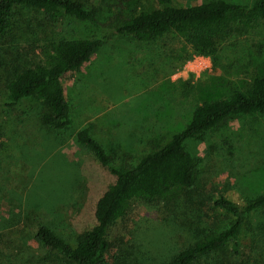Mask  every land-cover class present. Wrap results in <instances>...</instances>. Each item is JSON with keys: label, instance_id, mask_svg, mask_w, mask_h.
Segmentation results:
<instances>
[{"label": "rangeland", "instance_id": "1", "mask_svg": "<svg viewBox=\"0 0 264 264\" xmlns=\"http://www.w3.org/2000/svg\"><path fill=\"white\" fill-rule=\"evenodd\" d=\"M83 1L94 21L64 16L50 24L43 12L19 6L0 36V232L22 248L20 255L40 254L31 237L38 223L73 245L79 231L92 224L95 200L113 180L76 140L78 130L88 128L112 166H132L150 151L152 140H167L182 129L201 101L225 97L230 88H243L264 71L263 21L218 39L215 63L209 56L210 67L197 69L192 48L173 34L141 42L106 26L115 12L128 14L136 0ZM203 1L174 0L184 5ZM102 36V46L61 78L72 120L67 128L43 125L46 109L30 97L5 105L9 66L30 64L51 40ZM184 144L197 161L199 195L171 203L132 201L107 230L113 250L134 242L145 263L158 262L192 241L195 225L222 227L230 220L212 208L219 195L242 208L264 193V115L232 116L202 139ZM248 220L241 230L246 256L256 251L251 235L259 230L254 237L264 238V209L250 213ZM260 252L257 264H264V244Z\"/></svg>", "mask_w": 264, "mask_h": 264}, {"label": "trees", "instance_id": "2", "mask_svg": "<svg viewBox=\"0 0 264 264\" xmlns=\"http://www.w3.org/2000/svg\"><path fill=\"white\" fill-rule=\"evenodd\" d=\"M19 6L43 12L50 24L64 16L79 21L95 20L92 9L83 0H0V36L6 33ZM257 21L264 22V0H206L190 5L176 4L174 0H136L128 14L115 12L106 26L141 42L173 34L189 45L194 54L210 56L213 64L218 39L227 33L242 34ZM103 42L104 36L51 40L30 64L9 66L4 84L5 105L13 107L30 97L46 109L40 117L43 125L56 130L67 128L72 120L61 78L83 65ZM245 114L264 115V71L254 74L245 87L230 88L225 97L201 101L182 129L167 140H152L150 151L132 166H112L110 156L88 128H81L75 134L76 140L113 177L95 200L92 224L79 231L73 245L47 225L36 224L31 237L40 254L20 255L22 248L14 247L7 232H0V264H257L264 238L254 237L259 230L252 234L251 249L256 251L243 255L241 230L243 225H249L250 213L264 209V193L248 199L242 208L219 195L212 201V208L219 209L230 220L222 227L208 224L198 229L195 225L193 240L158 262L148 259L145 263L134 242L119 244L113 250L107 235L108 228L126 214L134 200L171 203L182 197L191 200L193 193L199 195L197 161L184 143L202 139L228 118ZM17 234L18 238L21 230Z\"/></svg>", "mask_w": 264, "mask_h": 264}, {"label": "built area", "instance_id": "3", "mask_svg": "<svg viewBox=\"0 0 264 264\" xmlns=\"http://www.w3.org/2000/svg\"><path fill=\"white\" fill-rule=\"evenodd\" d=\"M193 62L195 66H198L197 69H207L210 67V59L209 56H204V55H194L193 56ZM186 66V65H185ZM193 66L191 65L190 68L192 69L191 71H194Z\"/></svg>", "mask_w": 264, "mask_h": 264}]
</instances>
